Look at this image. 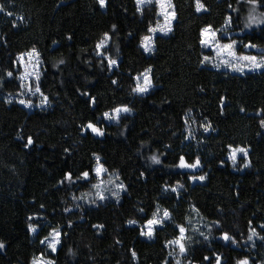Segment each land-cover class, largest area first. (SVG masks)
Instances as JSON below:
<instances>
[{"label":"trees","instance_id":"trees-1","mask_svg":"<svg viewBox=\"0 0 264 264\" xmlns=\"http://www.w3.org/2000/svg\"><path fill=\"white\" fill-rule=\"evenodd\" d=\"M202 2L208 11L196 13L195 0H172L177 13L174 30L157 35L153 51L146 54L140 42L148 35L147 27L156 23L154 6L141 13L135 0H108L104 9L97 0H0L13 13L12 19L0 21V73L10 69L17 55L36 48L43 62L42 91L50 101L46 109L28 112L5 98L18 94L15 78L5 77L0 88V242L5 244L0 264H31L40 252L55 264H173L165 245L176 238L177 224L185 226L189 238L182 264H208L204 256L212 257L214 264V252L224 257L223 264H235L245 256L250 264H264V241L247 240L250 227L264 236L259 227L264 223V128L260 127L264 74L231 75L200 64L202 53L210 51L199 46V29L205 24L221 28L227 14L242 20L247 13V6L241 8L238 0ZM229 4L241 9L239 16ZM113 24L117 31L106 54L117 59L119 67L108 71L94 46ZM241 29L242 24L234 26V31ZM238 40L257 44L244 53L259 54L264 49V28ZM148 68L154 86L146 95H136L131 76ZM112 79L118 83L113 85ZM92 96L95 105L89 103ZM221 97H225L223 115ZM121 104L132 112L114 123L105 122L103 112ZM189 115L200 124L210 122L214 129L194 146L184 139ZM89 120L102 127L105 136L82 132ZM29 136L34 143L26 148ZM228 144L249 149V167L227 162ZM94 153L107 173L127 186L119 202H82L80 194L90 184L59 183L67 171L75 177L95 166ZM151 155L159 156L162 164H153ZM180 155L189 163L198 156L203 167L193 172L174 167ZM193 174H206V180L193 184ZM177 182L184 185L177 189L179 199L164 191ZM157 209L169 210L171 220L162 230L157 228L154 239H144L139 235L143 217ZM128 220L137 224L129 225ZM214 221L220 222L219 230ZM28 224L36 225L37 231L30 233ZM53 228L67 233L55 254L39 242ZM222 231L233 235L239 246L220 239Z\"/></svg>","mask_w":264,"mask_h":264},{"label":"snow or ice","instance_id":"snow-or-ice-1","mask_svg":"<svg viewBox=\"0 0 264 264\" xmlns=\"http://www.w3.org/2000/svg\"><path fill=\"white\" fill-rule=\"evenodd\" d=\"M99 7L101 9L106 8L108 6V0H97ZM155 3L157 12L156 14L162 18L161 21H156L154 26H148L147 32L151 35H144L140 46L143 48L145 53H150L154 49V37L157 33H162L164 36H167L171 32H173V23L177 19V13L175 11V5L172 3V0H135L137 5V12L142 13V9L140 5L142 4H153ZM239 2V0H238ZM245 5L249 6L248 14L242 20L234 19L231 13L227 14L224 18V25L221 28H216L213 24H205L199 29L198 32V44L202 49L210 50L209 54L202 53V59L200 60V64L202 66H207L211 64V66L217 70L221 67L226 68L228 71L233 73H239L241 75L245 74V72H261L264 74V49H261L259 54H247L243 52L245 48H257V44L253 43L251 40L248 43H243L242 40H237L233 38L230 33L234 30V26L237 24H242V31L247 29H252L254 26H264V0H243L241 4V8ZM228 7L232 9L233 12H236L239 16L241 11L240 8H232V5L229 4ZM5 9L2 4H0V12H4ZM208 8L202 2V0H195V12H207ZM6 15L12 16L13 13L8 11ZM22 19V18H21ZM13 27L17 25L13 23ZM117 31V25L113 24L110 32H105L103 34V38L100 39L95 44V54L97 56L102 57L101 64H104L108 71H112L114 68H118L117 59L112 58L110 54H106L109 52L108 44L109 41L112 40L113 34ZM129 36L132 33L128 34ZM71 39V37H69ZM119 52V48L116 49ZM211 53H215V57L211 55ZM218 59L219 62H215ZM106 62V64H105ZM42 60L41 53L36 49L32 48L30 51L26 53H20L16 56L14 60L10 63V69L6 71V73H0V88L3 87V81L6 78H15L20 82L19 87L27 89L33 96L36 94L40 95L39 103L36 104V107L41 109L45 108L49 105V96L46 95L42 91L41 87V79L44 74L42 71ZM63 64L64 61L61 60L59 62ZM18 72L14 76V69H17ZM56 67V65H54ZM152 72L151 68L146 69L144 72L131 76V79L135 81V86L131 89V91L135 94L144 95L147 94L150 89L154 86L152 82V76L150 73ZM142 80V82H141ZM111 83L116 85L118 81L116 79H112ZM203 90V89H201ZM84 96H90V93L84 92L82 93ZM221 115H223V106L225 102V97H221ZM11 103V100L7 101ZM18 103L25 107L31 108L33 107L32 100L19 99ZM90 105L96 104V97L92 96L89 101ZM241 112L245 111L244 108L240 109ZM264 111V110H262ZM132 109L127 104H121L119 106H115L111 112L105 111L103 112V117L107 121L119 120L121 119V113H131ZM260 115V113H257ZM187 123V121H185ZM260 127L264 128V119L260 120ZM201 128L204 133H207L212 129L211 123L201 124ZM82 132L85 134H92L97 137L105 136V131L102 127L98 126L97 123H94L92 120H89L86 125H83L81 128ZM214 130V129H212ZM191 135V133H189ZM184 139H188V136H185ZM34 141L31 136L27 138V142L24 145L26 148L33 145ZM227 149L229 150L228 159L231 160L232 165L235 167L237 165V155L243 154V158L246 163L243 164L244 168L250 166L251 161L249 159V149L242 146H233L232 144L227 145ZM68 149H65V152H68ZM95 158V166L89 165L87 170L81 171L78 176L74 177V174L71 171H67L64 173L63 179L59 181L61 185L65 184V182L69 184L75 185L77 181L83 180L88 184H91V187L96 189V199L92 200V204H96V200L101 202L108 199L105 195V192H109L112 197H115L117 202L120 200V193L127 192L128 188L124 183H116L113 180H108L107 182L104 180V174L108 172V168L105 167V164L101 162V157L97 154H93ZM148 159L155 165H161L162 161L159 156L151 155ZM223 161H221V165H223ZM174 167L181 170H196L198 168H202L203 165L201 163V159L197 156L195 161L189 163L186 160L185 155H180L178 158V163L174 165ZM141 178H145V172L140 173ZM119 179V177H117ZM192 181H200L204 182L206 180V174L196 175L193 174L190 176ZM93 180H96V183H92ZM112 184V188H108L105 185ZM178 188H184L183 184H179L177 182L176 187H172L170 185H166L164 188L165 192L170 191L171 193L176 194L177 199L180 198V193L178 192ZM77 197L73 196V199ZM84 198V197H81ZM99 206V205H97ZM41 208L44 207L43 204L40 205ZM194 210L197 212L199 209L193 206ZM65 211H70V209H65ZM140 212H145V209L141 208ZM145 223L139 229V235L141 237H145L148 239H154L157 235V228L160 230L163 229L165 222L171 220V213L169 210L165 209L163 211V215L159 214V209L155 213H153L150 217L145 214L143 217ZM28 220H33L32 216L28 217ZM127 223L129 225L137 224V220H128ZM217 226V229H220V222L214 221ZM252 221H249V225L251 226ZM72 224L69 222L68 227H71ZM28 231L30 233H35L37 231V226L34 224H28ZM93 227L103 228V225H93ZM178 230V234L175 239L169 240L166 247L168 245H173V251L169 252V255H186L188 252V248L186 247L185 241L189 239L186 236L187 229L183 224L175 225ZM261 229H264V223L259 225ZM62 235H67V233H62L59 229L53 228L43 239L39 242L40 244H46L47 249L52 253H57L59 247L62 244ZM200 235L204 237L207 241L209 236L205 235L203 232H200ZM253 237H256L262 241H264V236H260L257 232L256 228L250 227V234L247 237L248 241H252ZM225 242L231 241L233 245L239 246L236 238L233 235H230L227 231H222L219 237ZM255 245L253 244V247ZM5 244L0 242V249H3ZM178 249V252H177ZM131 255L133 259H137V253L135 250L131 251ZM214 264H223L224 257L220 254L213 253ZM204 261H207L208 264H213V259L210 256H204ZM31 264H55V261L51 258H46L44 252H40L38 256H34L31 260ZM164 264H169L168 261H164ZM176 264H181L179 259L176 260ZM235 264H250V260L248 257H243L237 259Z\"/></svg>","mask_w":264,"mask_h":264},{"label":"rangeland","instance_id":"rangeland-1","mask_svg":"<svg viewBox=\"0 0 264 264\" xmlns=\"http://www.w3.org/2000/svg\"><path fill=\"white\" fill-rule=\"evenodd\" d=\"M239 2H242L243 3V0H239ZM146 6H154V7H156L155 6V3L153 2V4H147V3H145V4H142V5H140V7H141V9L142 8H144V7H146ZM247 6V5H246ZM104 9V8H103ZM248 11H249V6H247V13H246V15L243 17V18H245L246 16H247V14H248ZM6 10L4 11V12H0V21H2V20H4V19H12L13 17L12 16H8V15H6ZM156 12H157V9H156ZM15 21H17L18 23L19 22H21V19L20 18H18V17H15ZM156 21H161L162 22V18L160 17V16H158L157 15V19H156ZM154 26V25H153ZM259 28H264V26H259V27H257V26H254L252 29H247V30H241V31H234V30H232L231 31V33H230V35L233 37V38H235V39H237L238 40V37L240 36V35H242V34H246V33H249V32H251L252 30H255V29H259ZM148 35H151L150 33H148ZM157 35H161V36H164L162 33H157L156 34V36ZM155 36V37H156ZM154 37V38H155ZM142 48V47H141ZM142 50H143V48H142ZM205 52H207V51H210V50H208V49H203ZM246 50H248V48H246ZM144 51V50H143ZM151 53V52H150ZM150 53H146V54H150ZM211 55L213 56V57H215V53H211ZM215 62H219L218 61V59H216L215 60ZM205 67H208V68H210V69H212V70H215V71H221V72H224V73H226V74H231V75H241V74H239V73H233V72H230V71H228L226 68H223V67H221L219 70H217V69H215V68H213L212 66H211V64H208L207 66H205ZM114 69H116V68H114ZM113 69V70H114ZM17 70H19V69H17ZM18 72V71H17ZM251 73H259V72H245V74H251ZM245 74H243V75H245ZM17 82H18V84H20V82L17 80ZM141 82H142V80H141ZM136 95H139V94H136ZM144 95H146V94H144ZM139 96H143V95H139ZM5 98L7 99V100H11V101H14V102H17L18 103V101H19V99H25V100H32V102H33V107H31V108H28V107H25V106H23V105H20L19 103V105L20 106H22L24 109H26L28 112H32V111H35V110H41V108H39V107H36L35 105L36 104H38L39 103V100H40V95L39 94H36L35 96H33L30 92H28L27 91V89H25V88H20L19 87V92H18V94H16V95H6L5 96ZM48 106H46L45 108H43V109H46ZM123 114H125V113H121V115H123ZM104 118V117H103ZM104 121L105 122H107V123H114V122H116V120H113V121H107V120H105L104 119ZM186 121H187V123H185V130H184V135L185 136H188V139H185V143L186 144H191V145H196L197 144V140L201 137V136H205V135H209L212 131H211V129H210V131L209 132H207V133H204L203 132V129L201 128V124H203V123H198L196 120H194L190 115L189 116H187L186 117ZM189 133H191V135H189ZM228 155H229V153H228ZM228 155H227V157H226V160H227V162L230 164V165H232V162H231V160H229L228 159ZM247 161H245L244 160V158H243V154H238L237 155V164L238 165H240V166H243V164L244 163H246ZM233 166V165H232ZM186 170H188V169H186ZM188 171H191V172H193L194 170H188ZM113 175H115V174H111V173H105L104 174V180L107 182L108 180H113V181H115L116 183H118V181L114 178V176ZM116 176V175H115ZM97 181L96 180H93L92 181V183H96ZM191 182L193 183V184H195V183H203V182H200V181H192L191 180ZM120 183V182H119ZM88 184V183H87ZM89 186H91V184L89 185ZM106 187H108V188H112L113 187V185L112 184H106L105 185ZM89 189L88 190H84L83 191V194H80V196L82 197H84V198H81V197H79V198H81V201L82 202H88V201H91V200H94V199H96V189H94V188H92V187H88ZM85 193H87V194H85ZM123 192H121L120 193V195L122 194ZM105 195L108 197V199L107 200H116V198L115 197H112L111 196V194L109 193V192H105ZM97 202H100L99 200H96ZM159 214L162 216L163 215V212H161V211H159ZM142 238H144V239H148V238H145V237H142ZM44 246H45V248H46V251L48 252V253H51L48 249H47V246H46V244H43ZM168 248H169V250H170V252H172L173 251V248H174V246L173 245H168ZM177 252H178V249H177ZM183 255H170V257H171V259L173 260V264H176V260L177 259H179L180 260V257H182ZM182 264V263H181Z\"/></svg>","mask_w":264,"mask_h":264}]
</instances>
